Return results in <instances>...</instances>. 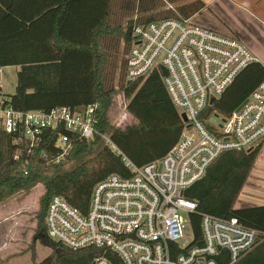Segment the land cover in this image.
Listing matches in <instances>:
<instances>
[{"label":"trees","instance_id":"trees-1","mask_svg":"<svg viewBox=\"0 0 264 264\" xmlns=\"http://www.w3.org/2000/svg\"><path fill=\"white\" fill-rule=\"evenodd\" d=\"M201 0H0V69L19 67L15 94L7 98L17 111L49 112L67 106L83 110L97 106L98 134L92 141L70 135L66 151L60 135L45 130L32 145L21 133H7L0 123V205L42 183L41 212L34 239H47L51 254L34 264H93L99 257L123 264L105 248L72 251L46 236V213L54 196L63 197L86 214L93 188L109 175L129 177L122 157L101 140L107 135L135 166L157 161L177 143L183 122L163 84L165 72L153 71L131 83L125 79L126 54L137 26L166 19L187 20L205 9ZM264 82V67L250 64L209 107L225 116L238 109ZM121 92L126 110L136 120L115 128L109 117L113 98ZM92 147L97 152L75 167ZM262 147L251 152H226L193 184L185 198L196 203L189 223L191 246H202V215L236 218L264 234V205L237 207ZM221 264H230L226 259ZM234 264H264V236Z\"/></svg>","mask_w":264,"mask_h":264},{"label":"built area","instance_id":"built-area-1","mask_svg":"<svg viewBox=\"0 0 264 264\" xmlns=\"http://www.w3.org/2000/svg\"><path fill=\"white\" fill-rule=\"evenodd\" d=\"M124 58L128 83L155 70L165 72L163 84L183 122L179 139L166 156L137 167L102 135L103 143L122 157L130 176L113 174L96 184L86 214L63 197H52L47 238L72 251L109 249L123 264H221L226 259L236 263L264 236L236 218L202 215L203 245L183 248L179 241L186 218L189 221L197 209L185 192L222 154L264 147V82L230 115L207 113L258 59L237 38L193 18L137 26ZM96 109L93 105L83 110L62 106L49 112L17 111L0 96V123L7 133L19 132L32 145L45 130L63 131L67 134L60 135L57 145L66 151L70 135L87 142L99 135ZM93 264L111 263L99 257Z\"/></svg>","mask_w":264,"mask_h":264},{"label":"rangeland","instance_id":"rangeland-1","mask_svg":"<svg viewBox=\"0 0 264 264\" xmlns=\"http://www.w3.org/2000/svg\"><path fill=\"white\" fill-rule=\"evenodd\" d=\"M125 54L120 53L119 59L125 60ZM19 67L2 68L0 72V82H2L1 93L10 98L15 94L17 86V74ZM127 100L121 92L113 98V105L109 112L112 125L115 128L124 129L133 125L136 120L126 110ZM99 147H92L83 158L67 165L63 171L75 167L77 164L95 154ZM44 194L42 183L28 191H23L5 203L0 205L6 213L0 220V247L7 246L8 250L0 252V264H34L46 259L52 252L48 246L47 239L35 241L34 251L29 248L34 245L37 226L39 223L38 215L41 212L40 199ZM264 205V147L260 150L254 166L251 178L243 189L237 207ZM10 219L6 222L4 218ZM186 218V217H185ZM3 222H6L5 226ZM8 223L13 226L9 228ZM4 226V227H3ZM193 241V232L188 219L182 239L179 241L180 247L186 248Z\"/></svg>","mask_w":264,"mask_h":264},{"label":"crops","instance_id":"crops-1","mask_svg":"<svg viewBox=\"0 0 264 264\" xmlns=\"http://www.w3.org/2000/svg\"><path fill=\"white\" fill-rule=\"evenodd\" d=\"M205 9L193 19L209 28L237 38L264 67V0H201ZM0 209V220L5 217ZM6 222H10L7 217ZM6 222H3L5 226ZM9 228L13 226L8 223ZM3 226V227H4ZM0 247V252L7 251Z\"/></svg>","mask_w":264,"mask_h":264},{"label":"water","instance_id":"water-1","mask_svg":"<svg viewBox=\"0 0 264 264\" xmlns=\"http://www.w3.org/2000/svg\"><path fill=\"white\" fill-rule=\"evenodd\" d=\"M215 101H214V99H212L211 100V104H213ZM183 119L185 120L186 118H185V116H183Z\"/></svg>","mask_w":264,"mask_h":264}]
</instances>
